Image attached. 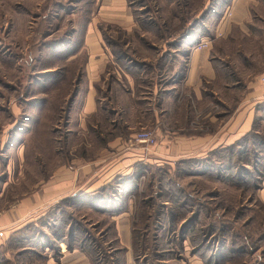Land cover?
Segmentation results:
<instances>
[{
	"label": "rangeland",
	"instance_id": "obj_1",
	"mask_svg": "<svg viewBox=\"0 0 264 264\" xmlns=\"http://www.w3.org/2000/svg\"><path fill=\"white\" fill-rule=\"evenodd\" d=\"M11 1L0 0V215L21 207L29 197L34 203L38 200L39 205L31 208L29 204L24 210H28L27 215L15 222L24 225L7 234L0 248V264H57L66 252L83 255L86 264H128L129 259L135 264H192V256L203 260L208 256L207 250L197 245L204 235L208 236L205 245L213 251L223 245L225 254L232 242L237 250H243L246 256H239L232 264H264V201L259 196L264 177L258 180L260 203L247 193L251 192L246 190L248 183L239 186L229 180L230 176L226 179L234 170L227 168L229 158L224 151L206 154L199 160H178L171 166L142 154L134 183L128 187L111 184L93 196L76 189L44 194V181L51 174L46 165L58 158L54 151L61 142L54 137L62 134L65 108L71 99L60 96L59 115L47 116L51 108L46 103L49 94L45 90L52 91L58 81L64 83L62 78L52 82L51 76H57L54 71L63 64L61 50L55 48L66 43L59 37L73 16L67 10L60 12L55 0H15L10 4ZM171 1L183 0H128L137 14L141 11L150 17L137 24L139 32L146 35L140 40L143 48H158L161 41L156 34L160 32L208 34L206 18L223 10L217 0H210L214 7H199L196 18L182 15L175 19L171 14L165 17L166 9L161 6ZM177 2L167 6L168 13H179ZM193 25L195 29H190ZM114 29L115 25L107 26V31ZM53 64L59 68H50ZM255 128L264 132V120H257ZM260 139L257 136L255 143L261 154ZM250 145L246 140L242 147L235 148L239 161H232L237 176L241 167L247 178V170L254 169ZM239 151L240 158L236 155ZM123 180L131 179L126 176L117 181ZM253 180L256 179L251 178L250 185L256 184ZM124 207L128 208L132 226L130 247L121 242L113 214ZM188 230V236L183 237ZM70 258L72 261L73 256Z\"/></svg>",
	"mask_w": 264,
	"mask_h": 264
},
{
	"label": "crops",
	"instance_id": "obj_2",
	"mask_svg": "<svg viewBox=\"0 0 264 264\" xmlns=\"http://www.w3.org/2000/svg\"><path fill=\"white\" fill-rule=\"evenodd\" d=\"M186 1L164 3V16L186 15ZM174 2L179 13H168ZM210 4L214 7V1L190 0L196 9ZM217 5L223 10L206 18L208 34L160 32L158 48H143L140 40L146 35L137 24L150 18L147 13L137 14L128 0H101L85 34L88 58L77 92L61 136L54 137L61 145L54 151L58 158L46 165L51 174L44 181L45 195L76 189L93 196L111 184L130 186L143 150L128 140L143 127L155 131L156 151L146 159L158 164L232 146L253 130L264 107V3L217 0ZM229 7L232 15H227ZM108 25L116 31H107ZM206 38L208 47L193 48ZM126 176L131 180L117 181ZM259 196L264 201V187ZM29 204L39 205L29 197L21 207L0 215V248L10 231L24 225L15 222L27 215ZM127 212L124 207L113 214L121 242L130 247ZM82 256L66 252L57 264H86ZM191 258L192 264H207L198 255Z\"/></svg>",
	"mask_w": 264,
	"mask_h": 264
},
{
	"label": "trees",
	"instance_id": "obj_3",
	"mask_svg": "<svg viewBox=\"0 0 264 264\" xmlns=\"http://www.w3.org/2000/svg\"><path fill=\"white\" fill-rule=\"evenodd\" d=\"M100 3H101V0H65L64 3L58 0H55V5L60 10V12H64L67 10V14H70V16L71 17L73 16V18L70 19V22L65 30V33H63L64 35L62 37H59L61 39H64L66 43H63L64 46L55 48V49H58V51L61 50L60 51L61 54L59 55H63V57L61 58V61L63 62V64L59 65L60 70L55 69L54 72H57L58 75L55 77L51 76L53 80L52 82H55L57 78H60V79L62 78L61 81L64 80V83L58 81L57 83H55L56 86L54 85L55 87H53L52 91L45 90L49 94V96L47 97L46 103L49 104L51 108L47 110V116H50L51 114H53L52 117H57L59 115L60 108L62 106L61 105L62 101H61L60 96L68 95L72 99L77 92V88H78L77 83L80 80V77L82 75L83 66L85 64V61L88 58V52H87L86 45H85V34L88 30V26L92 18L94 17L95 13L97 12L99 8ZM186 3L188 4L187 7H184L182 10H184L185 14L188 15L187 18L188 19L196 18L197 16L196 13H198L199 8L193 9V7L190 6V0L189 1L187 0ZM196 25H193L190 29H195ZM57 40H60V39H57ZM54 55L56 56L57 54L55 53ZM56 67L58 66L54 65V66H51L50 68H56ZM67 87L72 88V91L67 92L66 91ZM55 88L56 90H58V88L60 89L65 88V89L63 90V92H60V91H55ZM263 111H264V107H263ZM257 120H264V112L262 113V115H260V117H257L253 130L249 132L245 137H243L236 144L222 148V149H215L213 151L205 153L204 155L198 158L195 157V158H188V159L199 160V159H203L206 154L211 155V154L216 153V151L217 152L224 151L227 157L229 158V160L227 161L229 166L227 168L230 170V172L234 170L233 173H229L225 176L226 179H229L228 176H230L231 179L229 180L233 184H237L239 186H242L248 183L246 190H249L251 192L247 191V193H250L251 195L256 196L257 198V191L261 186V183H259L258 180H260L261 182L262 178L264 177V132L261 133L257 131V129L255 128ZM47 126L48 124L46 125V128ZM257 136L261 137L260 142H259V145L261 146V151H262L261 154L258 153L257 145L255 143V138ZM246 140H249V142H251V145L249 146V148L251 149L252 153H254L253 159H252L253 160L252 163L254 164V169L252 171L247 170V172L249 173L247 176H249L250 178L245 177L244 170H243L244 168L242 167L240 169L241 170L240 174H238L237 176L236 175L237 174L236 164L232 161V159L235 158V152H234L235 148L239 146L242 147ZM241 153L242 152L239 151L236 155H238L240 158ZM237 159L238 158L236 157L235 161L238 162L239 159L238 160ZM183 160L185 159H182L181 161ZM215 168H219V167H215ZM256 172H257V175L255 176ZM251 178L256 179L255 181L253 180L256 184H253V183L251 185L249 184L251 183L250 182ZM258 201L260 202L259 199ZM262 205L264 206V203ZM196 217H198V215ZM188 233H189V230L187 232L184 231L183 237L186 238L188 236ZM204 237L205 238H203L200 243L197 242L198 243L197 245H200L201 248H205L207 250L208 253L207 252L206 253L208 254V256L207 258H205V261L207 264H232V261L233 260L237 261L239 256H243V257L246 256L241 248H239L238 250L236 249L235 242H232L227 246L229 250L225 254H223L224 252L223 247H222L223 245L220 247L219 251L218 249L217 251L216 250L213 251L211 246L207 247L205 245L206 241L208 240L207 238L208 236L204 235ZM220 256H222L221 259H223L221 262L218 261L220 259Z\"/></svg>",
	"mask_w": 264,
	"mask_h": 264
},
{
	"label": "built area",
	"instance_id": "obj_4",
	"mask_svg": "<svg viewBox=\"0 0 264 264\" xmlns=\"http://www.w3.org/2000/svg\"><path fill=\"white\" fill-rule=\"evenodd\" d=\"M227 15H232V9L229 7L227 9ZM210 44V39L206 38L197 43L193 48L202 49L208 47ZM261 81L264 82V72L260 76ZM128 143L130 146H135L141 148L144 152V156H147L153 152V147L157 143V137L155 131L148 127H143L135 132V134L129 138Z\"/></svg>",
	"mask_w": 264,
	"mask_h": 264
},
{
	"label": "flooded vegetation",
	"instance_id": "obj_5",
	"mask_svg": "<svg viewBox=\"0 0 264 264\" xmlns=\"http://www.w3.org/2000/svg\"><path fill=\"white\" fill-rule=\"evenodd\" d=\"M77 84H78V83H77ZM71 102H72V99H70V100L67 102L68 105H67L66 108H65V109H66V111H65L66 113H65V116H64V117H65V122H66V120H67V113H68V110H69V107H70Z\"/></svg>",
	"mask_w": 264,
	"mask_h": 264
}]
</instances>
